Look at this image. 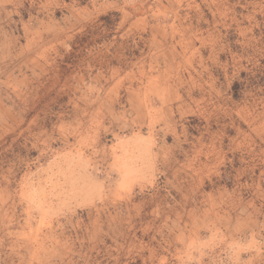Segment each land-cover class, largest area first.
<instances>
[{"label":"rangeland","instance_id":"obj_1","mask_svg":"<svg viewBox=\"0 0 264 264\" xmlns=\"http://www.w3.org/2000/svg\"><path fill=\"white\" fill-rule=\"evenodd\" d=\"M5 9L0 264H264V0Z\"/></svg>","mask_w":264,"mask_h":264},{"label":"crops","instance_id":"obj_2","mask_svg":"<svg viewBox=\"0 0 264 264\" xmlns=\"http://www.w3.org/2000/svg\"><path fill=\"white\" fill-rule=\"evenodd\" d=\"M5 5V12H9L12 14H19L21 9H23L24 6V0H1L0 1V6ZM32 34H36V32H32ZM48 48V47H47ZM75 48V43H70L69 44V49H71L72 51ZM234 91V90H233ZM232 97L235 98L234 94H231ZM232 208L230 210H228L227 216L229 218V222L227 223V227H238V226H246V227H250L253 228L258 223L261 222V220H264L263 215L260 213L259 209H257V214L254 215L253 218L250 213H249V209L247 208L246 205H244L243 203L241 204H232ZM231 220V222H230ZM260 226V225H259ZM258 226V227H259ZM237 230L235 229V232Z\"/></svg>","mask_w":264,"mask_h":264}]
</instances>
